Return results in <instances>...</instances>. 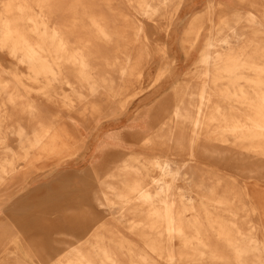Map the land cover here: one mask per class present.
I'll return each instance as SVG.
<instances>
[{
    "label": "bare ground",
    "instance_id": "1",
    "mask_svg": "<svg viewBox=\"0 0 264 264\" xmlns=\"http://www.w3.org/2000/svg\"><path fill=\"white\" fill-rule=\"evenodd\" d=\"M3 1L0 49L6 52L8 59H14L28 68L25 77L32 83L27 85L23 77L16 73L12 75L14 80L0 75V232L4 227H12L20 243L38 237L40 230L32 223V211L40 205V195L49 194L51 188L57 191L54 185L61 176V169L70 168V158L64 154L68 148L74 147V153L84 149L89 161L94 164L92 166L98 165L101 170H107L109 158L112 157L108 153L105 155L106 150L121 146L114 136L100 135L98 123L92 124L85 117L89 112L99 111L97 101L86 104L78 118L65 122V119L41 120L35 115L37 109L33 101L25 98L30 97L32 90L50 97L49 89L54 85L62 82L69 84L65 73L70 66L74 68L73 75L78 84L95 98L101 84L110 81L101 79L94 64L99 59V53L92 46L116 42L117 54L124 51V58L129 60L131 50L127 51L128 46H119L122 44L119 42H126V37L115 38L113 33L116 32L111 30L109 17L98 15L100 0H61L60 4L55 0ZM129 1L134 3V9L141 16L151 19L170 0ZM103 2L110 4L109 0ZM60 5L67 6L62 10L74 15L70 27L63 22L49 25L50 18L57 15ZM239 13L234 14L238 20L242 18ZM248 19L250 24H255L253 15H249ZM79 21L81 28L94 30L93 39L82 36L73 38L72 32L79 27ZM194 26L197 29L199 25L193 21L185 31V40L190 46L199 38L198 34L196 39H191ZM234 28L235 25L222 20L215 37L206 38L194 67L188 71L187 79L176 88L178 95L175 101L179 103L171 113L168 126L172 129L170 126L177 122L176 125L190 129V149L202 151L203 167L207 166L206 160L211 153H234L236 166L241 165L238 168L242 170L243 177L249 179L252 166L256 162L259 165L264 163V53H259L264 46L250 44L240 50L237 44L241 40L237 37L241 31ZM143 31V27L137 29V36ZM227 31H231L235 39ZM246 49L251 53H246ZM163 54L164 62L167 58L165 49ZM126 65H121L117 71L124 81L131 72V67ZM194 78L197 81H193ZM194 82L198 90L189 96L191 101L182 100L180 94L188 93L187 88ZM79 94V98L83 99L84 95ZM61 103L62 107L74 109L75 102L68 96H64ZM165 103L161 101L159 106ZM18 104L22 112L36 119L31 131L24 126V118L13 115L14 106ZM154 126L151 114L144 113L128 129L145 134L151 133ZM96 132V142L88 145L86 139ZM138 160L133 156L122 166L113 168V173L107 177L116 182H100L110 192H104L103 198H98L96 203L100 207L117 203L123 209L127 207L133 215L140 216L141 219L131 221L130 226L132 232L140 235L143 246L119 231L95 232L93 223H84L72 226V229L79 238L88 236L87 240L57 264H156L153 255L171 264L175 261L182 264H246L247 261L264 264V239H258L250 222L239 221L243 219L240 212L256 211L250 181H245L235 191L230 186L224 187L219 179L209 181L204 176V200L197 207L182 188L164 181L165 177L177 180L180 172L177 168L173 169L169 161L157 159L148 164L150 168L160 171L161 178H154L145 172L146 166L139 164ZM45 164V175L32 178L33 172ZM54 192L51 194L57 198V192ZM179 195L181 198L178 199ZM23 196H27L25 202L17 206ZM238 203L240 207H236ZM245 224H251L246 232L243 228ZM42 239L39 250L42 264H49L58 257L68 242H57L55 245L47 238ZM175 240L180 241L179 251H175ZM27 248L26 251L19 249L14 264H31V259L38 252L33 255V251Z\"/></svg>",
    "mask_w": 264,
    "mask_h": 264
},
{
    "label": "rangeland",
    "instance_id": "2",
    "mask_svg": "<svg viewBox=\"0 0 264 264\" xmlns=\"http://www.w3.org/2000/svg\"><path fill=\"white\" fill-rule=\"evenodd\" d=\"M60 1L55 0L58 4H60ZM103 1L100 0V11L97 7V13L98 15L109 17L112 25L111 30L116 32L113 33L116 39L122 36L126 37V42H119L122 43L119 46L121 48L125 46L130 47L127 51L131 50L129 51L131 59L124 58V51L117 54L116 42L110 45L98 44V46L95 44L94 47L92 46V49L99 53V59L94 61L95 67L102 80L110 81L108 84H101L99 93L95 98L90 96L89 91L83 88L81 84H78L76 77L73 75L74 68L70 66L65 73L70 82L69 84L62 82V84L58 83L54 85L49 89L50 97L32 90L30 97L25 98V100L31 99L33 101L32 103L37 109L35 115L41 120L47 118L53 121L65 119V122H68L72 118H78L80 113L85 110L83 107L86 104L88 105L93 100L97 101L100 104L98 106L99 111L97 113H90L88 111L89 113L85 117L92 124L96 125L98 123L101 129L99 131L100 135L104 136L109 133L111 136H115L120 141L121 146H113L106 150L105 155L108 153L113 158V160L109 158L107 170L105 168L101 170L102 168L98 165L96 167L92 166L94 164L89 161L87 151L85 152L84 149L74 153L76 150H74V147L68 148L69 151L67 150L64 154L65 157L70 158V164L68 165L70 168L66 170L61 169V176L54 185L58 197H53L51 192L54 191L51 188L50 190L52 191L49 194L40 195V205L35 206L32 211V223L40 230L39 234H37L38 237L34 236L32 240L29 239L30 242L29 240H25L18 243L16 240L17 234L14 232V229L12 227H4L0 232V264H14L19 249L21 248L23 251H26V247H28V251H33V255L38 252V255H34V258L31 259V264H42L40 260L42 258L39 256L40 245H42V241L44 240L42 238H47L49 241L55 243V245L57 242L66 243L68 241L59 256L49 263L57 264L69 252L74 248L81 247L87 240L88 236L79 238L75 234V230L72 229V226L84 223H93V231L95 232L119 231L125 237L133 240L137 245L143 246L144 242L140 239V235L132 232L130 226L131 221L141 219L140 216L133 215L131 210L126 209L127 207L123 209L117 203L113 205L106 204L107 206L104 207H100L96 203L98 198H103L104 192H110L100 182L106 181L107 183L114 184L116 181L109 179L107 176L113 173V168L122 166L125 161L131 160L133 156L139 159V164L146 166L145 172H148L154 178H161L160 171L150 168L148 164L157 159L161 162L169 161L173 169L177 168L180 172L177 175V180L174 181L172 177H165L164 181L173 187L182 188L183 192L197 207L204 200L202 199V196L205 195L204 176L210 179L209 181L219 179L224 187L230 186L235 191L240 189L245 181H250L253 185L252 191L254 193V207L256 211L253 213L246 212L245 214H248V216L240 212L239 215H242L243 219H239V221L240 223L243 220L250 222L255 228L254 233L262 241L264 239V163L262 165L260 163L259 165L256 162L252 166L253 172L250 173L249 179L243 177L242 170L238 168L241 165L236 166L234 162L236 155L234 153L227 152L224 155L211 153L206 160L207 166L203 167L202 151H192L190 149V129L182 127L181 124L176 125L177 122L170 126L173 127L172 129H169L168 124L170 123L169 118L172 116L171 113L177 107V103H179L175 101V97L178 95L176 88L187 79L188 71L194 67L198 54L204 47L206 38L210 36L215 37L216 30L220 28L222 20L235 25L234 29L236 31H241L240 36L237 37L238 40H241L237 44L240 50L243 46L250 44L264 46V0L259 3L252 2V0H242V4L240 5L246 9L251 8L252 12L240 11L239 14L242 17L240 20L234 17L236 12L231 13L226 11L224 6L213 7L207 17L196 24L199 25L197 29H195V26L192 28L194 32L191 34V39H196V35L199 34V38H197L200 42L199 45H196V43L191 46L188 45L185 40V31H179L177 38L184 40L182 41L184 46L175 47L174 49L168 47L167 41L175 39L173 35L178 25V15L185 0H170L165 7L161 8L158 15L151 19L141 16L134 9V3L129 0H109L110 4L108 5ZM3 3L4 1L0 0V11ZM62 7L67 9V6L60 5L59 12L50 18L49 25H60L63 22L70 27L73 23L74 15L68 10H62ZM249 15L254 16L255 24H250L247 21L249 20ZM85 22L88 24L87 21ZM80 23L79 21L78 26ZM207 26L209 28L205 29ZM142 27L144 28L143 33L137 36L136 30ZM72 33L74 34V39H77L78 36L87 39L95 37L94 30L91 28L84 29L80 26ZM145 33L147 39L145 38ZM227 34L235 39L231 31H227ZM179 48L185 57V63H183V69L181 70V80L179 82L176 81L175 85L160 93V95H153L152 93H159L158 87L160 84L165 83L167 79L173 77L172 75L177 68L173 64L171 55H175ZM164 49L166 50L165 57L167 58L163 62V57L161 56L164 55ZM245 52L251 53V50L246 49ZM259 53H264V50ZM0 62H2V67H0V75L2 77L7 80H14L12 75L16 73L23 77L27 85L32 84L25 77L28 68L16 63L14 59H8L6 52L1 51V49ZM126 64L131 67V72L127 80L124 81L120 78V74L117 71L121 65L127 66ZM193 81H197V79L194 78ZM187 89L188 93L180 94L182 100L186 102L191 101L189 96L192 95L193 91L198 90V86L194 82ZM79 93L84 95L83 99L79 98ZM64 96L73 99L75 102L74 109L62 107L61 102ZM1 101L2 99L0 98ZM161 101L166 103L159 106ZM19 105L14 106L13 115L24 118L23 120H26L24 121V126L28 131H31L36 119H33V116H30L27 112H22ZM144 113L151 114L153 124L155 125L153 131L151 133L137 134L135 129H128ZM157 132L159 134L156 136ZM97 134L98 132L90 135L89 139H86L88 145L96 142ZM78 144H80V141ZM192 152L197 156L194 155L193 157ZM102 160L105 161L104 158ZM46 166V164L40 166L39 169L34 171L32 178L45 175L43 171L47 170ZM44 167L45 169H43ZM26 198L27 196H23L20 199L22 201L17 206L25 202ZM110 198H114L112 194H110ZM177 198H181L180 195ZM236 207H240V205ZM251 224L243 226L245 232L250 228ZM174 245L175 251H179L181 248L180 241L175 240ZM153 258L156 264H171L166 259L160 258L157 255H153ZM251 262L247 261L246 264H251ZM173 264L182 263L175 261ZM230 264L237 263L230 262Z\"/></svg>",
    "mask_w": 264,
    "mask_h": 264
},
{
    "label": "crops",
    "instance_id": "3",
    "mask_svg": "<svg viewBox=\"0 0 264 264\" xmlns=\"http://www.w3.org/2000/svg\"><path fill=\"white\" fill-rule=\"evenodd\" d=\"M242 0H185L182 9L178 15V25L175 28V34L173 35L175 39H171L168 42V47L171 49H174L175 47H183L184 44L182 41L183 39L177 38L178 32H184L186 31L194 21L195 24L205 19L210 12V10L216 6H224V9L229 12H252L250 9H246L244 6L240 5ZM252 2H262V0H252ZM209 28V26L205 27V29ZM199 41L196 42V45H199ZM173 64H175L176 71L172 75L173 77H170L165 81V83L160 84L158 87L159 93H152L153 95H160V93H163L164 91L170 89L173 85H175L176 81L179 82L181 80L183 69V63H185V57L182 55V52L179 49H177L175 55L173 54L172 57ZM173 82V83H172ZM108 131V130H107ZM111 135V134H105ZM113 136V135H112ZM115 137V136H114ZM117 139V138H116Z\"/></svg>",
    "mask_w": 264,
    "mask_h": 264
}]
</instances>
